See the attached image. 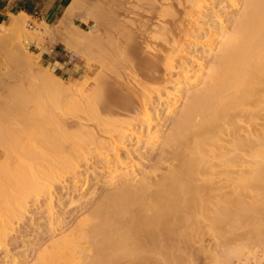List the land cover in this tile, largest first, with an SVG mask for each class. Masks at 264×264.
<instances>
[{
  "label": "bare ground",
  "instance_id": "6f19581e",
  "mask_svg": "<svg viewBox=\"0 0 264 264\" xmlns=\"http://www.w3.org/2000/svg\"><path fill=\"white\" fill-rule=\"evenodd\" d=\"M206 1L108 0L106 9L102 5H94L90 10L93 12L89 14L94 16L96 13L95 17H100L104 10L107 13L109 20L105 19V25L108 26L106 23L109 21V26H105V32L102 30L105 34L102 37L110 39V47L102 48L104 40L100 35L99 41L95 34L101 31L99 25L104 22L103 17L97 23L93 16L94 21L85 23L91 26V30L75 25L71 34L73 40L68 34L64 46L73 54L84 57L88 55L86 48L89 52L90 47L99 42L97 48L110 55L107 68L117 63L120 66L124 61L125 66L128 63L138 74L142 73V78H155L156 72L162 68V60L165 59L169 70L175 68L171 49L177 44L180 47L181 42L171 35L177 29L181 35L190 36L185 27H176L182 19L179 15L184 11L188 13L185 5H191L190 17L192 9L200 12ZM236 1L232 0L233 6ZM83 2L70 0L66 9L72 11L73 18L63 22V31L69 28ZM242 3L241 11L232 20V29L226 27L225 20L216 10L219 23L212 21L215 30L205 34V37H212L211 41H217L213 54V48L209 47L213 59L207 68L193 71L190 66L185 67L186 81L178 80L175 91L167 93L168 97L171 95L166 104L168 113L172 115L167 130L163 128L165 124L157 110L150 111L147 106L150 93L146 96L145 91L140 94L144 101V118L150 124L158 122L154 132L147 134L152 140L161 142L157 156L159 163H154L150 170L136 173L134 165H127L128 161L119 154L123 147H128L127 134L132 124L126 123L122 116L117 120H112L116 118L112 116L104 118L101 110L107 112L111 106L129 107L131 101L127 103L121 96L107 94L108 90L103 87L107 84H102V71L95 85L86 83L79 87L47 70H38L40 73L29 68L21 71L22 68L19 72L11 70L8 75L16 81L8 85L2 82V78L0 248H5L6 254L10 251L9 237L25 219L29 202L50 192L66 174L76 175L82 160L90 161L91 156L98 153L92 154L95 144L100 148H97L100 154L104 150L106 154L113 151L116 155L114 165L107 161L106 155L98 156L99 165L104 163V169L109 171L106 182L112 191L101 193L90 202L80 203V209L88 215L85 213L86 217L75 222L71 233L53 239L51 245L39 254L35 264H192L196 260L192 250L195 245L199 244V249H202L208 237L217 247L232 245L239 229L245 225L248 227L250 220L253 227L249 233L246 232L247 236L242 234V237L246 240L255 237L252 235L259 237L264 229V0H242ZM99 9L103 11L100 13ZM11 15L8 24L0 23V40L23 34L32 37L26 27L27 14ZM193 15L198 17L199 14ZM196 17L195 21L198 20ZM156 18L158 21L163 18L165 24L152 28ZM84 20L82 22H86ZM183 22L181 25L184 26ZM42 23L49 26L47 22ZM127 24L131 30L124 26ZM102 26L104 28V24ZM133 33L139 39L136 44L132 41ZM149 38H162L165 44L155 42L151 45L150 41V44L146 43L149 50L142 52L141 43ZM103 45L107 46V43ZM96 49L92 48L93 53H90L94 55L99 51ZM104 51L99 58L98 52L95 53L96 61L107 55ZM166 51H169L167 57L163 55ZM116 69L119 70L118 67ZM134 81L137 82L136 79ZM182 83L185 87L181 86ZM68 85L72 87L66 88ZM60 95H64L65 100L67 95L78 99L74 109L76 114L71 112L72 109L63 112L60 105L64 99ZM181 97L184 102L178 107ZM160 104L159 101L156 107ZM91 120L97 121L99 130L89 125ZM100 133L106 135L103 137ZM152 148H155V143ZM132 154L129 151L127 156L133 160ZM2 158H6L4 162ZM93 173L98 175L96 170ZM49 197L51 200L53 195ZM76 201L72 199L71 203ZM51 207L52 224L56 223L58 229H62L64 219L60 214L54 216ZM56 226L53 231H57ZM242 249L238 248L228 256L239 255ZM216 257L214 254L211 258Z\"/></svg>",
  "mask_w": 264,
  "mask_h": 264
},
{
  "label": "rangeland",
  "instance_id": "374dc122",
  "mask_svg": "<svg viewBox=\"0 0 264 264\" xmlns=\"http://www.w3.org/2000/svg\"><path fill=\"white\" fill-rule=\"evenodd\" d=\"M6 1H7V5H6L7 13H6V16H4V20L1 21L3 23L0 22L3 25H6L9 23L12 13H16V12H13V10H15L18 7V2H19V0H6ZM44 1H45V6H47L49 0H44ZM65 1L66 0H58L56 2V5L53 7V9L55 11H58V9L62 6L63 2ZM68 1L70 2V0ZM242 4H243L242 0L236 1V5H234L235 7L232 4V0H207L203 4V7L200 12L198 9L195 8L194 10L193 8L192 13L190 14V17L188 14L190 12L189 8L191 7V5L190 6L185 5L186 7L185 10H187L188 13L186 14L184 11V13L182 12L179 15V19L182 18L183 20L180 19L179 21L180 24L178 23L179 25L177 24L176 27L178 26L180 29H184L183 27H185L184 30L190 31V36L185 37L181 35L179 31L177 32V29L175 33L171 35L172 38L176 39L177 41L180 40L179 42H181L180 47L177 44L176 46H173L171 49L172 51L170 55L173 58L172 61H173L175 68L172 71L169 70L167 66L165 65V59H164L162 60V68L158 70V72H156L155 74L157 76H155V78H149V79H145L144 77L142 78L143 74L142 73L138 74L136 72L137 70L134 69L132 66H130L128 63H126V66H125L124 61L120 62L121 67L118 66V63L115 66H113L114 70H112L113 67L110 68L111 65L108 66V68L106 67L109 62L108 60H110L109 58L110 55L108 54L109 52L108 53L105 52L102 48L103 46L108 47V48L110 47V45L108 46V43L110 44V39L107 36H106L107 38L104 36L106 39L103 38L102 36L105 34H102V33L103 31L104 32L106 31L105 19L109 20V18L107 17L108 15H106L107 13L105 12V10H104L103 15L99 14L100 17L99 16L95 17L96 13L95 14L93 13L94 16L89 13H92L93 11H90V10H93V8L96 6L98 7V5H102L106 9L108 5V0L107 1L106 0H84L83 5L82 6L80 5L77 8L78 13L76 12V16L72 20V23L74 25L71 23L69 28L66 29L67 31L62 30L63 28L62 25L65 20L73 18L72 11L65 8L63 12L60 14L59 18L57 20H54L53 17L55 15V12L53 11L54 12L53 13L50 11V13L48 14L47 8L49 9L50 6H47L46 9L43 10L42 17L44 16L46 21L47 19H51L52 22L47 21L49 24L48 27L43 25L42 23L43 21L40 22L39 18L29 17L26 19L27 20L26 27L27 29H29V31H31L30 33L32 37H25L27 35L23 34V35H14L12 38L10 37L9 39L4 38V40L3 39L0 40V81L3 78L2 82H5V84L7 85L8 83L12 84L11 82L14 83L16 80L15 79L12 80L13 78L12 77L10 78L8 74L10 73L11 70H15V71L17 70L19 72L20 69L23 68L21 71L25 69L27 70L34 69L31 71H35L37 73H40L39 71H44V70L50 71L58 75L62 79H64L67 83H72L79 87L81 86V84L84 85L86 83H92V85H95L96 79L100 76V72L102 71V73L104 74V79H102V84L103 85L107 84V85H104V86L102 85V86L106 88L105 91L108 90L107 94L109 95L116 94L118 96H121L122 100L126 101L127 103L131 101L129 102V105H130L129 107L119 108L117 106H114L112 108L111 106V109L110 110L108 109L107 112L106 110H101L102 116L104 118L110 119V116H112L113 118L116 117L115 119L111 118L112 120H117V118L120 119V117L122 116L123 118L121 119H124L126 123L132 124L130 127L131 131H128V134H127V142H126L127 144L126 145L128 147L126 146L123 147V149H121L119 154L123 159H126L125 160L126 162L128 161L127 162L128 164L126 163L127 165L129 166L134 165L133 170H135L136 173H138L139 171L150 170L152 169L153 167L152 165H154V163L155 165L157 164V162L159 163L158 161L159 159L157 158L159 157V152H160V144H159L160 141L152 140L150 136H148L147 133L149 131H152L153 133L154 130L158 127L157 126L158 122L153 121L150 124L149 123L150 121L145 119L146 117L144 118V114H145L144 109H143L144 101L142 102L143 98L141 95L144 93V91H145L144 96L150 93L149 104L147 106L149 107L150 111L157 110V113H158L159 118L161 119V122L165 124L163 128L164 130H167L169 127L170 118L172 116L171 114L168 113V108L166 104L171 95L168 97L167 93L171 91L172 92L175 91V85L178 80L182 79L184 82L186 81L187 76L185 75L186 73L184 70L185 67L190 66V68H192L193 71H195V70H199L201 67L206 66L207 68L210 65L213 59V55H212L213 51L215 52V49H217L216 47L217 41L216 40L215 42L211 41L212 37H205V34H207L206 32L210 34L211 31L213 32L215 30L213 28L215 24L212 21H215V23L217 22L219 23V20L217 18L218 13L221 14L222 19L225 20L224 24L226 25V27H229L228 29H232L233 27L232 20L241 11ZM214 6L215 7L217 6V8H215ZM216 10L218 13L216 12ZM102 11L103 10H100V13ZM193 11L196 14L201 15L202 17L199 15L198 17L194 16L193 14L195 13ZM104 14L106 16H104ZM184 14H185V17H184ZM92 16L96 18L95 21L99 20V18L101 17H103L101 18L102 20L104 19V22H102L100 19L101 25L98 24L99 26L102 27V28L101 27L99 28V30L101 29V31H98L99 34L95 33L97 37L99 36L98 39L100 38V35H101V37L104 40V43H102V38H101L102 45L101 43L100 45L102 46V48L100 49L99 47L97 48L99 42H96L95 44H93L95 46H92V45L91 46L93 49L97 48L99 50L97 51L98 53L95 52L94 50V52L97 53L96 55L98 58L101 55L103 56V51H104V55L107 54L106 56L103 57V58L108 57V59L106 58L105 60L106 62L104 61L103 58H101L102 60L98 59L99 61L98 63V61L95 60L97 59V57L95 58V53L94 55L91 54L93 52H91L92 48L90 46H89L90 47L89 52L87 50L88 47L86 48L88 55H85L84 57H79L73 54L71 50L67 49L64 46L66 42L65 38L68 36V34L71 40H73V37L71 34L74 32L75 25L79 26L83 30H91V26L85 25V23L87 24V21H94V18ZM86 17H88L87 18L88 20H84L86 19ZM130 17H127L126 20H129L128 18ZM194 17H196L198 20L195 21ZM156 19H155V23L152 26V28H156L157 24L158 25L159 24L161 25L162 23L165 24L163 18H161L162 20L159 19V21L158 19L157 20ZM83 20L86 22H82ZM182 21H184L183 22L184 26L181 25ZM98 22L99 21H97V23ZM108 23L109 21L106 23L109 26ZM102 24H104V28ZM163 24L161 26H163ZM128 25L129 24L124 25V26H127L128 30H131V27H129L130 25L129 26ZM108 26H106V28H108ZM65 31L67 32V35L64 34L66 33ZM149 31L150 30H148V32ZM192 31L194 32V34H192ZM177 33H179L180 35ZM132 36H134L132 41L135 42L133 44H136V41L139 39L137 36L135 37V33H133ZM180 36H182L183 38H180ZM74 37H76L75 33H74ZM62 39L64 43L62 42ZM107 39L109 40V42ZM106 40L107 42H105ZM196 41L198 42L197 45L194 44L196 43ZM149 42L151 43V45H154L155 42L159 44L164 43L162 38L146 39L145 42L141 43L142 52L149 50L148 48H146V45L150 44ZM105 43H107V46L103 45ZM209 47L213 48V50L211 51L212 54L211 53L209 54ZM108 48H105V49L108 51L109 50ZM101 49L103 51H100ZM90 54L94 57H92ZM142 55L144 54L142 53ZM163 55L167 57V55H169V51H166ZM115 67L116 68L118 67L119 70L117 71ZM129 67L132 69H130ZM124 68L127 69V71H125ZM131 73H133V75H131ZM103 74L101 78L103 77ZM136 74L139 76H136ZM192 74L193 73L189 74L188 76H191ZM110 75L111 77H109ZM120 75H121V78H119ZM134 76L136 77L135 79L137 80V82L134 81L135 80ZM128 77L129 78L131 77V78L129 79ZM125 81H127L128 83L130 82V84L127 85L128 83ZM181 86L185 87V84L182 83ZM70 87L72 86L68 85L66 88H70ZM158 92L162 94V97L164 99L163 98L161 100L159 99ZM183 92L184 91H181V93ZM62 96H61V99H64V95ZM181 98L178 100V103L176 105L178 107H180L184 102V98L183 97ZM66 99L67 100L64 99V101L61 100V105H62V106L60 105L61 109L63 110V112L68 111V110L70 111V109H72L71 112L73 114H76L74 109H75V105L77 104L78 99L72 96H68V95ZM159 101L161 102V104L156 107ZM134 103H136V105H134ZM134 108L135 110L138 108L136 110L138 112L134 111ZM108 112H110V114ZM111 113H113L114 115L113 114L111 115ZM96 122L97 121L91 120V122L89 121L88 123L89 125H93L92 128L99 130L100 127L96 126ZM103 135L105 136L106 134L100 133V136H103ZM151 140L155 143L154 149L152 148L154 143ZM95 145L96 146L94 147L91 146L93 147L92 154L93 152L96 154L95 151H98L99 154L97 153L95 157L92 155L91 156L92 160L90 161L83 159L82 162L80 163V166H78V168L76 169L77 170L76 175L74 173H73L74 175L66 174L62 182H58L55 184L54 186L55 188L53 187L51 190L52 192L51 191L47 192L45 193L46 195L44 194L40 198L35 197V201L29 202L30 208L28 207V212H27L25 219L16 226V231L9 237V240H8L9 248L8 247L7 248L10 251L7 252L6 254L5 252L6 249L0 248L2 249L0 250V264H35L38 261L39 254L40 253L42 254L45 248L46 247L48 248L51 245L53 239L57 240L59 238H62L65 234L67 235L72 229H75V226H74L76 225L75 222H79L81 219H83V217H86L85 215L87 213L84 211V209L83 210L80 209L81 208V206H79L81 205L80 203L90 202L94 198L98 197L99 194L101 193L104 194V193H107L108 191H112L111 185L108 184L109 182H106L108 181L107 178H109V171L108 169L107 170L104 169L106 167L103 162H102L103 164L99 165L100 163L99 159L101 158V156L105 157L104 155H106L107 161L111 162V164L114 165L116 155L114 154L113 151H109L106 154V151L104 150L102 151L103 154H100L101 152L99 151L100 148H98L97 144ZM97 148L99 150H97ZM129 151L133 153L131 155L134 158L133 160L127 156ZM12 157H13V154H12ZM12 157H10V159L15 158V157L13 158ZM3 159L4 158H2V162H4L6 158L4 160ZM130 159L133 161V163L132 161H130ZM94 170L98 172L97 173L98 175L93 173ZM51 194L53 195V197L51 198V200L53 199L52 201L49 200L50 199L49 195L52 196ZM36 198H37V201H36ZM72 199L75 201L77 200L76 203L74 202L71 203ZM49 207H51L52 210H54L53 211L55 213L54 216L60 214L61 217L64 219V223H63L64 226L62 229L59 228L60 229L59 230L58 225L57 226L55 225L56 223L54 225L52 224L51 215H50L51 212H50ZM251 221L252 220L248 221V224H247L249 228L245 227L246 226L245 225L244 227L239 229L238 231L239 233L236 236L237 239L235 238V241L232 243V245L230 244L228 246L217 247V245L215 246L213 239L210 237L206 238L207 240L204 242V245H202L203 246V248L201 247L202 249H199V244L195 245L194 247L196 248L193 247L192 250L196 254V258H195L196 260H194V263L192 264H264V229L262 233H260L261 236L259 235L258 237L256 235H252V237L254 236L255 237L251 238V240L249 238L248 239L249 241L246 240L247 238L245 239V237H242L244 235L247 236L246 234H248L251 231L252 229L251 227H253L252 225L253 221L252 223H250ZM55 226L57 227V231L52 230V228ZM238 248H243L242 252L239 255L237 254L238 256L236 254H232L231 256H228L230 252ZM214 254H216L217 257L215 259L214 258L212 259L211 257Z\"/></svg>",
  "mask_w": 264,
  "mask_h": 264
},
{
  "label": "trees",
  "instance_id": "16d2710c",
  "mask_svg": "<svg viewBox=\"0 0 264 264\" xmlns=\"http://www.w3.org/2000/svg\"><path fill=\"white\" fill-rule=\"evenodd\" d=\"M37 2H38V4H37ZM68 3H69L68 0L63 2L62 6L58 9V11H55L54 9L49 10L51 12H53V11L55 12V15L53 17L54 20H57L59 18L60 14L66 8ZM6 5H7L6 0H0V12L4 9V7ZM42 8H43L42 0H19L18 7L15 10H13V12L18 13L20 11H25L29 14L35 15L37 12H41ZM1 18H2V16H0V22L3 20ZM47 21L52 22L51 19H47Z\"/></svg>",
  "mask_w": 264,
  "mask_h": 264
},
{
  "label": "crops",
  "instance_id": "0c3cea01",
  "mask_svg": "<svg viewBox=\"0 0 264 264\" xmlns=\"http://www.w3.org/2000/svg\"><path fill=\"white\" fill-rule=\"evenodd\" d=\"M57 1H58V0H49V1H48L47 6H50L49 9L47 8V13H48V14L50 13L49 10H52V9H53V7L56 5V2H57ZM37 4H38V2H37ZM42 5H43V8H42L41 12H37L35 15H34V14H29V13H27V12H25V11H20V12H18V13H12V14L25 13V14H27L28 17L39 18L40 22H41V21H45V22H47L46 19H45V17H44V16L42 17V15H43V10L46 9V7H47V6H45V1H44V0H42ZM6 13H7V11H6V6H5L4 9L0 12V16L3 17V18H2L3 20H4V16H6ZM37 14H38V15H37ZM11 18H12V17H11ZM42 18H43V19H42ZM10 20H11V19H10ZM4 22H5V21H4ZM1 23H3V22H1ZM47 23H48V22H47Z\"/></svg>",
  "mask_w": 264,
  "mask_h": 264
}]
</instances>
